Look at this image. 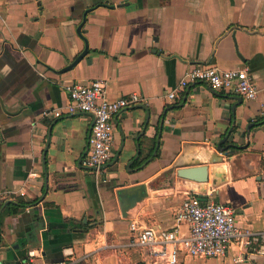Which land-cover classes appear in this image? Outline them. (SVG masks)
Returning a JSON list of instances; mask_svg holds the SVG:
<instances>
[{
    "label": "crops",
    "instance_id": "obj_1",
    "mask_svg": "<svg viewBox=\"0 0 264 264\" xmlns=\"http://www.w3.org/2000/svg\"><path fill=\"white\" fill-rule=\"evenodd\" d=\"M196 64L248 67L258 98L198 82L169 103ZM95 79L111 99L148 100L113 121L114 157L98 174L84 164L93 115H43L69 102L67 84ZM196 166L205 182L177 174ZM140 183L149 195L129 213L144 225L187 234L176 215L196 188L264 230V0H0V264L32 250L35 264H154L120 208V191ZM235 253L180 252L177 264H264Z\"/></svg>",
    "mask_w": 264,
    "mask_h": 264
},
{
    "label": "built area",
    "instance_id": "obj_2",
    "mask_svg": "<svg viewBox=\"0 0 264 264\" xmlns=\"http://www.w3.org/2000/svg\"><path fill=\"white\" fill-rule=\"evenodd\" d=\"M198 82L205 83L213 91L238 94L247 100L258 98L260 92L248 67L221 69L196 64L182 78L179 87L168 91L165 98L169 103H174L182 88ZM108 86V82L102 79L69 83L66 85L69 102L63 107L43 112V115L55 119L77 112H89L93 115L84 164L96 174L114 157L113 121L125 109L148 103L147 97L138 92L111 99L107 95ZM3 198L4 194L0 192V207ZM176 221L178 226L188 225L187 234H182L179 228L157 229L133 218L130 229L136 239L132 244L148 248L154 264H177L180 252L190 256L219 258L226 257L232 248H236V262H244L257 254L264 255V230L241 228L237 222L236 209L231 203L215 200L203 203L196 193L188 192L177 212ZM35 256L36 252L30 251L22 264H35Z\"/></svg>",
    "mask_w": 264,
    "mask_h": 264
},
{
    "label": "water",
    "instance_id": "obj_3",
    "mask_svg": "<svg viewBox=\"0 0 264 264\" xmlns=\"http://www.w3.org/2000/svg\"><path fill=\"white\" fill-rule=\"evenodd\" d=\"M86 14H84V20L86 19ZM79 33H81V26L78 28ZM88 53V47L84 49V51L73 61L67 68L73 67L80 59H82ZM221 150V149H220ZM221 151H225L221 150ZM179 177L193 180L196 182H205L208 179V170L206 166H196V167H184L179 168L177 171ZM214 175L222 176V172L219 170H215ZM194 193H196V188H191ZM197 194V193H196ZM148 186L145 183L135 184L129 187L124 188L120 191V208L122 211V215L124 217H134L135 215H131L129 211L134 208L138 203L143 201L146 197H148Z\"/></svg>",
    "mask_w": 264,
    "mask_h": 264
}]
</instances>
